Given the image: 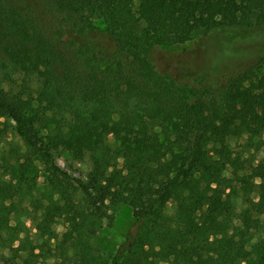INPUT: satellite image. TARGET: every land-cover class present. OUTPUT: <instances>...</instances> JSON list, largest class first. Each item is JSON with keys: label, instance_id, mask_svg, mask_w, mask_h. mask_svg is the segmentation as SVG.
I'll use <instances>...</instances> for the list:
<instances>
[{"label": "trees", "instance_id": "16d2710c", "mask_svg": "<svg viewBox=\"0 0 264 264\" xmlns=\"http://www.w3.org/2000/svg\"><path fill=\"white\" fill-rule=\"evenodd\" d=\"M230 29L264 32V0H0V264H264V54L210 78L163 57Z\"/></svg>", "mask_w": 264, "mask_h": 264}, {"label": "rangeland", "instance_id": "374dc122", "mask_svg": "<svg viewBox=\"0 0 264 264\" xmlns=\"http://www.w3.org/2000/svg\"><path fill=\"white\" fill-rule=\"evenodd\" d=\"M98 24L104 26L102 20H99ZM261 54H264V32L230 29L207 37H197L187 43L166 48L163 57L168 61L173 60L172 62L176 65L178 62H183L192 67L195 64L203 70L197 72L195 77L200 78V75L206 74L207 78H210L215 75V70L232 64L237 66L249 65ZM168 61L165 64H169ZM15 140L17 139L15 138ZM244 141L245 137L235 142V146L239 150L242 149L240 144ZM256 154L260 157V155H264V152H256ZM59 164L78 178H86L91 167L89 159L80 162L71 150L59 159ZM52 175L53 171L49 165H41L38 185L40 187L46 186ZM24 220L32 229V234L35 237L33 221L28 218H24ZM133 220L132 208L128 205H122L113 212L112 218L104 221L100 231L93 237V244L108 260L115 254L122 242L123 235L128 231ZM56 229L62 233L65 226L59 224Z\"/></svg>", "mask_w": 264, "mask_h": 264}]
</instances>
